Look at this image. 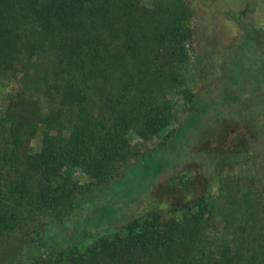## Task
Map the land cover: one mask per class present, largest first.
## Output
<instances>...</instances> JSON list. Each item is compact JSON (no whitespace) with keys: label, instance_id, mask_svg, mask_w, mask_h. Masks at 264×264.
I'll list each match as a JSON object with an SVG mask.
<instances>
[{"label":"trees","instance_id":"obj_1","mask_svg":"<svg viewBox=\"0 0 264 264\" xmlns=\"http://www.w3.org/2000/svg\"><path fill=\"white\" fill-rule=\"evenodd\" d=\"M175 16L155 15L139 0H0V74L15 63L12 51L28 61L37 58L32 65L43 82L48 67L55 69L54 85H60L66 104L40 120L20 92L0 117V136L10 149L0 151V161L13 172L0 183V255L11 253L10 264H264V238L248 241V253L239 258L225 246L217 256H199L194 234L203 210L190 216V223L160 222V211L153 208L127 222L124 231L95 239L83 254L78 241L93 233L60 245L49 242L52 216L67 207L81 210L86 198V192L75 195L72 186L50 197L61 167L80 166L90 188L107 185L119 174L111 166L125 152L127 133L149 135L164 127L171 110L168 93L183 91L185 80L175 48L185 34L179 26L183 17ZM187 96L193 102L194 94ZM40 123L42 147L34 152L28 143ZM185 176L180 179L186 182ZM150 205H159L158 199ZM35 206L49 207L50 220H31L26 239L14 240V254L5 242L18 234Z\"/></svg>","mask_w":264,"mask_h":264},{"label":"rangeland","instance_id":"obj_2","mask_svg":"<svg viewBox=\"0 0 264 264\" xmlns=\"http://www.w3.org/2000/svg\"><path fill=\"white\" fill-rule=\"evenodd\" d=\"M139 1L155 15L183 17L179 26L185 34L175 48L184 90L168 93L171 110L158 133H127L125 152L111 166L119 174L107 185L90 188L92 181L80 166L61 167L50 197L72 186L75 195L86 192V198L81 210L67 207L52 216L49 242L60 245L93 233L88 241H78L83 254L95 239L124 231L127 222L153 208L159 209L160 222H184L203 210L194 234L200 241L197 254L214 257L225 246L239 258L248 253V241L264 238V0ZM13 58L15 63L0 74V117L20 92L38 109L40 120L66 105L60 85H54L55 69L48 67L49 82H43L32 65L37 58L28 61L12 51ZM37 127L28 143L34 152L41 149L44 133L41 123ZM5 140L0 136V151L8 153ZM7 173L13 174L0 161V183ZM180 174H186V182ZM155 199L156 207L150 205ZM48 208L33 207L22 229L5 242L14 254V240H25L33 221L50 220ZM10 254L0 255V264H10Z\"/></svg>","mask_w":264,"mask_h":264}]
</instances>
